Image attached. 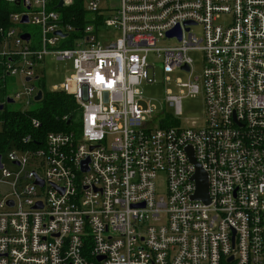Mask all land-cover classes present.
I'll return each instance as SVG.
<instances>
[{
  "label": "built area",
  "instance_id": "built-area-1",
  "mask_svg": "<svg viewBox=\"0 0 264 264\" xmlns=\"http://www.w3.org/2000/svg\"><path fill=\"white\" fill-rule=\"evenodd\" d=\"M7 1L16 9L0 27V87L21 83L7 98L24 112L40 103L38 72L53 57L72 72L46 89L71 95L80 113L77 130L14 148L11 168L0 153V264H264V0H85L92 16L80 29L58 10L74 0ZM156 67L188 77L166 91L176 117L183 97L204 95L202 127H162L142 105ZM190 148L209 204L194 199Z\"/></svg>",
  "mask_w": 264,
  "mask_h": 264
},
{
  "label": "trees",
  "instance_id": "trees-1",
  "mask_svg": "<svg viewBox=\"0 0 264 264\" xmlns=\"http://www.w3.org/2000/svg\"><path fill=\"white\" fill-rule=\"evenodd\" d=\"M85 0H74V4L68 8L58 9L63 13L64 18L72 23L74 27L80 29L88 23L86 19ZM55 8V5L52 7ZM16 7L11 6L7 0H0V27L10 25L9 15ZM42 86L45 89L43 100L38 103L37 108L30 109L26 112L13 109L10 110V104H7V89L0 87V105L4 109L0 111V118L3 119L2 130L0 132V153L4 154L10 148L42 146L45 143L46 136L51 132H69L77 130V115L80 111L75 99L62 92H52L46 89V83L43 81ZM16 110L18 112H16ZM37 119L40 126L35 127L33 120ZM71 119L68 124V120ZM77 123V129H72V125ZM176 124L171 118L164 119L162 127H168ZM30 137L29 146L23 144V139Z\"/></svg>",
  "mask_w": 264,
  "mask_h": 264
},
{
  "label": "rangeland",
  "instance_id": "rangeland-1",
  "mask_svg": "<svg viewBox=\"0 0 264 264\" xmlns=\"http://www.w3.org/2000/svg\"><path fill=\"white\" fill-rule=\"evenodd\" d=\"M109 4L112 8H117L120 5V0H109ZM105 5V4H104ZM109 6V5H108ZM105 12L109 11L106 9ZM86 19L91 18L92 14L85 11ZM27 30L31 31L34 35L39 32V27L34 25H26L24 26ZM110 30L106 32L107 37H111L117 39L120 36V32L114 28H109ZM200 28H194V30L199 31ZM108 40H102L103 43H107ZM175 40L163 41L160 44H174ZM192 58L194 59V73L193 77L201 76L203 71V64L201 61V55L199 53L192 52ZM155 57L153 55L150 56V60H154ZM157 62V60H156ZM43 71L38 72L43 78V81L46 83L47 89H53L55 87H60L66 81V77H68L72 72V64L71 62L66 61H57L53 57H46L44 62L41 64ZM181 78L182 80H186L188 78L186 74L176 72V74L171 75V80H167V77L162 73L161 69L156 67L155 77H153V70H149V81H144L141 85L142 92V105L147 108L149 105L154 107V116L160 117L164 116V119L171 118L175 121L176 124L180 123V127L189 128L195 127L200 128L204 125L206 113H205V99L202 93H199L197 96H185L182 98V115L179 117L175 116L174 109L165 103V96L167 90H172L175 94L180 92V89L176 85L177 79ZM154 80V81H153ZM21 86V83L18 82V85H10L8 87V91L13 93L17 90L18 87ZM73 92V85L71 92ZM21 106L20 103L15 102L10 104V110L19 108ZM38 103H35L30 108H37ZM13 108V109H12ZM16 112H18L16 110ZM79 118L77 115L76 120ZM163 119V120H164ZM77 123L71 126L72 129H77L79 126H76ZM77 127V128H76ZM14 148L8 149L4 153V161L7 162L9 168L12 167V163L8 161L7 154L13 151ZM160 183H164L163 177L160 178Z\"/></svg>",
  "mask_w": 264,
  "mask_h": 264
},
{
  "label": "water",
  "instance_id": "water-1",
  "mask_svg": "<svg viewBox=\"0 0 264 264\" xmlns=\"http://www.w3.org/2000/svg\"><path fill=\"white\" fill-rule=\"evenodd\" d=\"M63 7V0H59V4L57 5L56 8H62ZM27 17L24 18L23 22H27ZM58 35H62L65 36L66 34H63L61 31H57L56 32ZM178 36L179 39L181 38V31L179 29H175L173 31H171L170 33H168V36ZM22 38L25 40H29L30 35L29 34H23ZM186 70H189L188 66H185ZM29 80V79H28ZM43 97V91L40 90L37 95L35 96V100L37 102L41 101ZM14 103V99L13 98H8L7 99V104H12ZM4 109V105H0V110ZM71 119L68 120V124L70 123ZM189 155L191 160L195 163L196 165V172L194 174V180L196 181V185H197V189H196V193L194 195V199H198L203 201L206 204L210 203V198H209V193H208V176L207 173L203 170V168L201 167V165L196 161L195 159V155H194V151L192 148H190L188 150ZM2 167L1 164V154H0V168ZM84 170H87V167L84 168ZM38 184L43 186V181L38 179ZM10 204H12V201H10ZM39 206L41 207V203H39Z\"/></svg>",
  "mask_w": 264,
  "mask_h": 264
}]
</instances>
